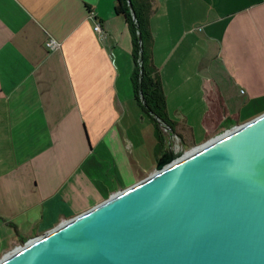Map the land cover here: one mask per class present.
<instances>
[{"label":"crops","instance_id":"1","mask_svg":"<svg viewBox=\"0 0 264 264\" xmlns=\"http://www.w3.org/2000/svg\"><path fill=\"white\" fill-rule=\"evenodd\" d=\"M151 4V59L185 148L264 112V0ZM113 5L0 0V258L147 176L166 147L133 98Z\"/></svg>","mask_w":264,"mask_h":264},{"label":"water","instance_id":"2","mask_svg":"<svg viewBox=\"0 0 264 264\" xmlns=\"http://www.w3.org/2000/svg\"><path fill=\"white\" fill-rule=\"evenodd\" d=\"M159 125L166 147L147 176L0 264H264V112L181 155Z\"/></svg>","mask_w":264,"mask_h":264},{"label":"trees","instance_id":"3","mask_svg":"<svg viewBox=\"0 0 264 264\" xmlns=\"http://www.w3.org/2000/svg\"><path fill=\"white\" fill-rule=\"evenodd\" d=\"M152 11L151 0H128V3L127 0H114L113 13L123 16L131 40L133 67L129 80L133 98L155 126L158 132L157 137H160L159 131L162 129L159 123L162 122L174 132L175 122L166 116L158 70L151 59L148 17ZM138 36L140 45H138ZM137 60L140 63L139 66Z\"/></svg>","mask_w":264,"mask_h":264},{"label":"built area","instance_id":"4","mask_svg":"<svg viewBox=\"0 0 264 264\" xmlns=\"http://www.w3.org/2000/svg\"><path fill=\"white\" fill-rule=\"evenodd\" d=\"M88 17H90L92 20H93V26H92V30L96 33V35L101 38L102 37V34H103V31L100 27V24L98 21L95 20V17H94V14L93 13H90L88 15ZM59 42L55 41L54 39L52 38H48L45 43H44V46L48 49V50H54V49H57L59 47ZM173 143H171L170 145H172ZM170 146V147H171Z\"/></svg>","mask_w":264,"mask_h":264},{"label":"bare ground","instance_id":"5","mask_svg":"<svg viewBox=\"0 0 264 264\" xmlns=\"http://www.w3.org/2000/svg\"><path fill=\"white\" fill-rule=\"evenodd\" d=\"M170 150H171L173 155H177V154L181 155L184 153V150L182 149V147H181V145L177 139H175L174 145L171 146Z\"/></svg>","mask_w":264,"mask_h":264},{"label":"rangeland","instance_id":"6","mask_svg":"<svg viewBox=\"0 0 264 264\" xmlns=\"http://www.w3.org/2000/svg\"><path fill=\"white\" fill-rule=\"evenodd\" d=\"M163 133L165 134L164 131H163ZM218 133H220V132H218ZM218 133H217V134H218ZM217 134H216V135H217ZM165 135H166V134H165ZM214 136H215V135H214ZM214 136H212V137H214ZM206 140H207V139H206ZM206 140H205V141H206ZM128 144H129V143H128ZM181 146H182V149L185 150V151H187V150H189V149H191V148L193 147V146H192V147H186V148H185V147H184L185 145H182V144H181ZM186 146H187V145H186ZM152 169H153V168H152ZM151 171H152V170H151ZM151 171H150V172H151ZM148 174H149V173H148ZM148 174H147V175H148ZM115 191H116V190H115ZM20 244H22V243H20ZM20 244H18V245H20ZM12 249H13V248H12Z\"/></svg>","mask_w":264,"mask_h":264}]
</instances>
